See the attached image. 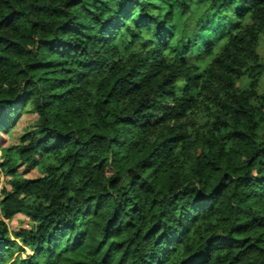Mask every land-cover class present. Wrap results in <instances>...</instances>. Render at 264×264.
Returning <instances> with one entry per match:
<instances>
[{"label": "trees", "instance_id": "trees-1", "mask_svg": "<svg viewBox=\"0 0 264 264\" xmlns=\"http://www.w3.org/2000/svg\"><path fill=\"white\" fill-rule=\"evenodd\" d=\"M263 37L264 0H0V132L37 116L0 264H264Z\"/></svg>", "mask_w": 264, "mask_h": 264}, {"label": "rangeland", "instance_id": "rangeland-1", "mask_svg": "<svg viewBox=\"0 0 264 264\" xmlns=\"http://www.w3.org/2000/svg\"><path fill=\"white\" fill-rule=\"evenodd\" d=\"M258 54L261 60L264 62V37L262 38L259 44ZM201 56L205 63H209L211 61L210 59L206 58L205 55H201ZM246 83L247 81L245 80L243 84ZM260 91L261 92L264 91V76L261 81ZM36 119L37 116L33 112H25L18 118V120L15 123V126L12 128V130L9 133L0 132V142L2 148L10 147L12 145L17 144L19 142L20 135L24 133L26 129H32ZM1 155H2V151H0V161H1ZM18 170L20 173L23 174L25 178L28 179H34L41 175L39 173L38 166L28 167L26 165H19ZM8 180L9 179L7 175L0 171V207H1V201L4 198L2 195V191L6 187L9 188ZM6 222L9 225L12 235H14L15 232H18L21 229H30L31 227H33V224L31 223L30 219L25 215H18L12 220H6ZM27 254H31V252L27 250L26 253L24 254V257Z\"/></svg>", "mask_w": 264, "mask_h": 264}]
</instances>
